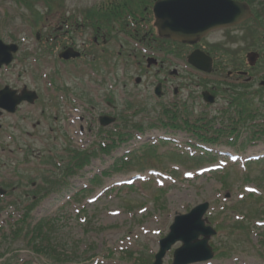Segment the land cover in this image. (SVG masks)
<instances>
[{"label": "rangeland", "instance_id": "rangeland-1", "mask_svg": "<svg viewBox=\"0 0 264 264\" xmlns=\"http://www.w3.org/2000/svg\"><path fill=\"white\" fill-rule=\"evenodd\" d=\"M28 1L34 6L26 2L20 4L18 0H0V38L20 43L30 55L35 49L29 35L32 23L38 14H52L53 11L52 7H45L47 4L43 0ZM61 1L68 5V11L95 2ZM247 46L242 45L244 49ZM159 56L160 60L173 65L183 61L165 53H159ZM138 60L142 58L138 57ZM25 61L28 62L19 63L11 70L13 74L4 75L3 72L0 78L13 85L27 83L29 87H38L41 81L34 76L32 58ZM186 65L183 70L189 69ZM231 65L234 66L233 63ZM172 67L166 74L163 70L167 71L169 67L160 65L152 67L149 74H141L145 82L135 89L137 95L140 94L139 102L144 105L136 109L135 115L129 113L128 128L133 130L132 137L118 139L116 149L110 155L104 156L90 148L92 163L79 174L73 175L70 169L63 174L64 169L43 162L51 157L48 149L68 161L69 150L76 148L78 140L72 138L68 120L64 123L59 119L54 123L58 129L54 135L65 141L64 146L46 147L39 142H29L25 131L32 130V127L26 126L22 134L7 127L15 134L13 140L6 136L5 130L0 131V189L7 191L5 197H0V226L10 225L8 230L2 229L0 233V264H21L31 258L29 264H51L53 257L45 244L61 248L57 259L68 260L67 264H152L160 248L159 240L168 235L176 212L185 214L205 201L210 204L205 215L208 224L217 231L210 238V243L217 249L211 264H264V160L232 163L219 154L221 150H230L244 156L263 157L264 94L262 103L256 100L258 107L249 108L250 115L257 117L256 123L249 117L251 122L247 120L244 123L246 127L238 129L247 141L239 146L226 131L221 133L222 127L231 124L239 128L243 126L237 121L239 117L235 110L229 109L222 114L220 110L223 109H218L228 103L226 98L220 95L221 100L212 106L198 100L195 102L190 98L189 88L181 90L178 79L171 75ZM263 67L260 65L255 70L257 76L261 75ZM37 68L41 69V65ZM73 82L74 78L70 83ZM158 82L164 83L162 89L166 93L163 97L154 92ZM253 84L255 89L260 82L257 79ZM175 86L180 89L178 97L174 95ZM217 87L221 89L219 91L227 92L226 87ZM193 94L199 96L197 92ZM250 97L257 99L255 95ZM175 98H180V108H184L183 103L187 101L192 114H186L185 118L191 126L197 127V131L186 128L173 131L165 125L169 121L165 118V108L168 101ZM117 102L122 107L125 103L118 95ZM18 113L5 119L8 126L22 114ZM63 124L65 132L61 131ZM177 126L179 129L184 127L181 124ZM109 130L113 131V128ZM164 134L183 141H166ZM193 134L214 137L215 141L206 144L216 153L202 155L204 152L196 148L181 146L186 145L184 141L198 140ZM107 139L113 140V136L109 134ZM146 141L157 142L142 147ZM230 142L234 144L230 145ZM33 161L39 164L31 163ZM212 165L219 168L208 172ZM135 175L140 176L134 179L132 186L125 187L126 181ZM44 176L52 181L48 192L33 186L37 187ZM62 182L65 184L61 185ZM114 184L122 186L96 199L100 190ZM70 195L73 197L69 199ZM181 244L173 245L162 264H172L174 250ZM36 246H40L45 254L38 256L34 253L32 249ZM222 252L227 255H220Z\"/></svg>", "mask_w": 264, "mask_h": 264}, {"label": "water", "instance_id": "water-1", "mask_svg": "<svg viewBox=\"0 0 264 264\" xmlns=\"http://www.w3.org/2000/svg\"><path fill=\"white\" fill-rule=\"evenodd\" d=\"M157 25L163 34L171 35L181 40H192L206 31L221 25H231L249 15L245 4L231 0H158L155 6ZM15 45H3L0 41V63H9L12 59L11 50ZM23 97L12 102L10 109ZM0 104H5V98L0 96ZM209 204L195 207L189 214L176 217L171 226L170 234L161 241V251L155 264H161L166 251L178 240L184 245L176 251L175 264L209 260L213 252L208 242L215 231L205 226L203 215ZM203 235V239L199 236Z\"/></svg>", "mask_w": 264, "mask_h": 264}, {"label": "flooded vegetation", "instance_id": "flooded-vegetation-1", "mask_svg": "<svg viewBox=\"0 0 264 264\" xmlns=\"http://www.w3.org/2000/svg\"><path fill=\"white\" fill-rule=\"evenodd\" d=\"M79 25V27H76L72 24L71 28L66 30V31H62V29H50L47 32L45 41L46 42H52V44H54L57 49L58 48H62L63 47H73L79 51H81L82 56L78 59H70V60H66L63 61L61 59H59V53L56 59V61H58L59 63H65V68L66 66L69 65H76V64H80L82 63V70L87 74L89 72V70H94L95 72H97L100 81H102L105 77H106V69H105V59L106 56L109 55L110 59H114V61L112 62V64L116 65V64H121V48L122 47H126L128 46L127 44H125L126 46L123 45V43L119 42V40L117 41V39L119 37H115V34H121L122 31L117 30V31H110V30H105L102 27L100 28H89L86 23H81L77 24ZM114 33V34H113ZM49 36V37H48ZM134 38V33L130 32L128 35ZM40 40H42V38H40ZM121 40V38H120ZM116 42H118L116 44ZM203 47H205V45H203ZM106 48H108V50H106ZM115 48H119V50H115ZM131 48V47H130ZM202 48V47H201ZM204 49V48H202ZM205 50V49H204ZM115 53H118V55L116 56ZM130 54H132V51H130ZM113 55V57L111 56ZM215 62L216 59L214 58ZM56 63V62H55ZM96 65H99V67H96ZM127 67V63L124 62V68L126 69ZM130 67H136V62L131 64ZM113 69V68H112ZM66 74H70L68 70H66ZM229 75H232V73L230 72ZM53 80H55V84L58 83V80L60 79V75H58V73L55 71L53 72ZM67 91H69V88H66ZM178 92V89H176ZM70 93L65 92L64 96H69ZM105 94V92H104ZM87 95H92L95 97L96 100V105H91L93 109L101 108V107H107L108 112H104L101 115L104 114H110L116 117V121L119 124H121L120 119H118V116H120V110L117 113L116 109L117 106L113 103H111L110 101L106 102L105 98H101V94H93V93H88ZM106 96V94H105ZM23 107L25 109H27V113L28 114H35L37 112V109L39 106H37V103L34 104H24L21 109H23ZM103 128L99 129L98 131H101ZM120 129V128H119ZM88 132H91L92 129H88Z\"/></svg>", "mask_w": 264, "mask_h": 264}]
</instances>
